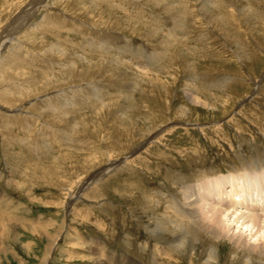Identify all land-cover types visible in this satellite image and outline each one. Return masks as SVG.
I'll use <instances>...</instances> for the list:
<instances>
[{
  "label": "rangeland",
  "instance_id": "374dc122",
  "mask_svg": "<svg viewBox=\"0 0 264 264\" xmlns=\"http://www.w3.org/2000/svg\"><path fill=\"white\" fill-rule=\"evenodd\" d=\"M255 158L264 0H0V264H44L62 224L49 264H245L151 231L186 184Z\"/></svg>",
  "mask_w": 264,
  "mask_h": 264
},
{
  "label": "bare ground",
  "instance_id": "6f19581e",
  "mask_svg": "<svg viewBox=\"0 0 264 264\" xmlns=\"http://www.w3.org/2000/svg\"><path fill=\"white\" fill-rule=\"evenodd\" d=\"M35 3L34 7L36 10L40 2ZM34 7L30 6L28 11L32 10ZM25 10L22 12L27 13L28 11ZM12 26L13 25H11V28ZM152 53L153 52H151V54ZM80 58L84 60L86 57L82 55ZM189 101L196 106L208 107V104H206L204 100V102H200L201 100H198L196 96L193 95H190ZM210 106L212 105L210 104L209 107ZM182 109L183 116L187 117L188 110L185 108ZM164 130H160L152 136L150 135L151 137L148 141L134 150L127 159L122 161L125 162V160H130L142 153L150 143H155L156 140L159 139L158 137L165 133ZM112 168L113 165L99 171L91 179L102 178L103 175L110 173V171L114 169ZM240 168L243 169H239L238 171L243 172L236 173L237 171L235 169V171L228 176H224L223 174L218 175L217 173L214 174V172L205 173L206 175H202L199 182L193 185L186 184L182 192L180 191V199L174 197L172 202L169 200L171 203L163 216H155V222L151 219L154 225H152V231H150L153 233L160 231V234H157L159 240L161 239V233H165L167 229H171L173 234L179 236L176 240L190 242V244L196 248V250L192 249V251L195 250L196 253L197 249L201 247V244L205 242V238L207 241L211 242V244L213 243V246L209 249L207 263L210 261L216 263V261H218L220 258L218 246H223L224 244H228L232 248V253H234L233 255L236 257L239 256V254H244L247 257L245 264H252L254 261H259L258 259H260V261L264 259V162L261 161V158H255L254 161H251L247 165L241 164ZM68 203L67 209L70 210L72 201ZM158 206H160V204ZM170 211H172V213H170ZM65 228L66 227L62 224L61 233L57 236L58 238H52L54 242L52 241V247H49L50 249L47 251L48 257L44 260V264L49 262L48 260L56 251L59 240L62 238L61 234ZM183 241L175 244L180 246ZM156 248L158 249L157 246ZM164 253L169 256L167 254L169 252L164 251ZM158 254H160V257L163 255L160 250Z\"/></svg>",
  "mask_w": 264,
  "mask_h": 264
},
{
  "label": "crops",
  "instance_id": "0c3cea01",
  "mask_svg": "<svg viewBox=\"0 0 264 264\" xmlns=\"http://www.w3.org/2000/svg\"><path fill=\"white\" fill-rule=\"evenodd\" d=\"M40 222V221H39ZM41 223V222H40Z\"/></svg>",
  "mask_w": 264,
  "mask_h": 264
}]
</instances>
